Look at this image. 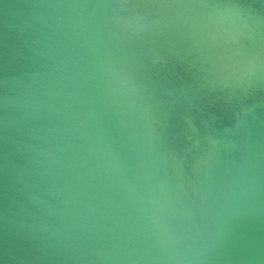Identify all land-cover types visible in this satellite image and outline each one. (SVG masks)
<instances>
[{"label": "water", "instance_id": "obj_1", "mask_svg": "<svg viewBox=\"0 0 264 264\" xmlns=\"http://www.w3.org/2000/svg\"><path fill=\"white\" fill-rule=\"evenodd\" d=\"M257 55L264 0H0V264H264Z\"/></svg>", "mask_w": 264, "mask_h": 264}, {"label": "clouds", "instance_id": "obj_2", "mask_svg": "<svg viewBox=\"0 0 264 264\" xmlns=\"http://www.w3.org/2000/svg\"><path fill=\"white\" fill-rule=\"evenodd\" d=\"M182 7H194L196 5H181ZM139 5L118 3L112 6V8H136ZM126 24H131L132 20H125ZM242 26L247 24V21H241ZM243 74L249 78L255 77L259 79L261 75H264V60L257 55L252 61H250L243 70ZM125 81L131 84L132 88L136 91H139L142 88V85L133 79L130 76H125L123 78ZM250 182V181H249ZM187 237L180 239L177 238V244L181 245L178 247L169 257L168 260L171 261V264H197L201 256V250L195 246L194 243H185Z\"/></svg>", "mask_w": 264, "mask_h": 264}, {"label": "snow or ice", "instance_id": "obj_3", "mask_svg": "<svg viewBox=\"0 0 264 264\" xmlns=\"http://www.w3.org/2000/svg\"><path fill=\"white\" fill-rule=\"evenodd\" d=\"M162 6H170V5H162Z\"/></svg>", "mask_w": 264, "mask_h": 264}]
</instances>
